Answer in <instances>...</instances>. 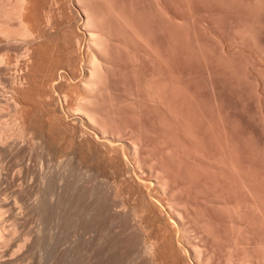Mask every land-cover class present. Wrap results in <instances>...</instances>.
<instances>
[{
  "label": "rangeland",
  "instance_id": "obj_1",
  "mask_svg": "<svg viewBox=\"0 0 264 264\" xmlns=\"http://www.w3.org/2000/svg\"><path fill=\"white\" fill-rule=\"evenodd\" d=\"M260 2L24 1L22 17L34 38L0 36V56L5 57L0 63V128L30 132L21 140L14 137L9 148L4 146L7 150L0 143L5 182L0 181V199L4 194L13 197L10 201L20 199L17 209L12 207L19 215L12 218L15 222L8 220L16 223L10 242H17H9L6 258L14 260L6 264H164L161 252L139 254L146 238L152 242L166 228L152 219L137 194L140 181H147L161 213L172 222L187 264H264ZM16 4L0 0V22ZM85 12L104 35L110 67L103 94L94 99H99L95 114L124 150L123 158L134 169L129 175L139 179L134 184L120 177L104 155L81 147L71 124L80 116L74 96L80 94L79 79L74 80L85 72L90 31ZM6 19V27L19 29L17 15ZM51 108L58 109L66 125L56 122ZM80 125L90 132L87 123ZM129 144L137 146L139 157L129 155ZM175 211L180 213L174 216ZM192 246L203 254H195Z\"/></svg>",
  "mask_w": 264,
  "mask_h": 264
},
{
  "label": "bare ground",
  "instance_id": "obj_2",
  "mask_svg": "<svg viewBox=\"0 0 264 264\" xmlns=\"http://www.w3.org/2000/svg\"><path fill=\"white\" fill-rule=\"evenodd\" d=\"M24 1H26V0H17V7L16 8H14L12 11H9V13H8V11L6 12V14H5V19L2 21V22H0V36L2 37V38H13V37H17V36H24V38L25 37H31V38H34V32L32 31V29H31V27H30V25L27 23V22H25L24 21V19H23V17H22V14H23V12H25L24 10ZM78 1V3H79V1L80 0H77ZM259 1V3H262V2H260V1H262V0H257V2ZM11 2H12V0H11ZM103 2V1H102ZM101 2V3H102ZM263 2H264V0H263ZM83 3V2H82ZM107 3V2H106ZM79 4H81V3H79ZM109 4V3H108ZM11 5V4H10ZM82 5H84V4H82ZM112 5V4H111ZM261 5V4H260ZM259 5V6H260ZM262 6V5H261ZM11 8V7H10ZM2 10V9H1ZM100 10V9H99ZM89 11H90V9H89ZM257 11V10H256ZM3 12V11H2ZM91 12V11H90ZM90 12H89V14H90ZM86 14H85V16H86V18H87V23L85 24V28L86 27H88V28H86V29H88V30H90V31H88L89 33H88V43H87V58H86V62H85V72H84V74H83V76L81 75V76H76V74H75V80L74 81H76L77 79H79V86L78 85H76V87L78 86L79 88H80V90H78V91H80V94H78V95H74V96H76V98H75V104H76V111H77V113H75V115L76 114H78V116H79V118H77V120H75L74 119V121H73V123H71L72 124V126H73V130H75V132H76V134L78 135H76L77 136V138L79 137V143L81 144V147L82 146H84L85 148H87V149H92V150H94L95 152H97V154L99 153V155L101 156V154L102 155H104V159H105V157L107 158L106 160H108V163L110 164V166L113 168H115V169H117L116 171H118L117 172V174H120V177H121V175L123 176V178L125 177L126 178V182L127 181H129V182H132L133 184L135 183V179L137 178H135L134 179V176L135 175H133V177L132 176H130L131 174H130V172L132 171V169H130L131 168V166H129L128 165V163L125 161L126 160V158H125V156H124V158H123V155H122V153H124V150L122 151L121 150V146L120 145H115L114 143H115V140H113V139H115V136H112V137H114L113 139H111L110 138V136H109V132L107 131V126H105V124H103L105 127H103V125H102V123H101V121H99V119L97 120V117H99L100 119H101V117L100 116H97L98 114L96 113V110H95V107L97 108V103H99V99H97L98 100V102H97V100L95 101L94 99H96L95 97H96V95L99 93V94H101L100 93V91L102 90V88H103V85H104V78H105V76H107L106 75V69H107V67L108 68H110L109 66H107L108 64H107V62L105 61V46L103 45V40H104V35H103V37H101V31H99V33H97L96 31H95V25L93 24V19H95V18H92V19H90V17H92V16H88V13L87 12H85ZM10 15H17V17H18V19H19V21H20V27H19V29L18 30H10L9 29V27L7 26L6 27V25H5V23L7 22H5V20H8V19H6L8 16H10ZM7 16V17H6ZM91 20V21H90ZM123 20V19H122ZM124 21V20H123ZM84 23H85V21H84ZM95 24H96V22H94ZM101 23V22H100ZM126 24V23H125ZM87 25V26H86ZM92 25V26H91ZM97 26V25H96ZM91 27L93 28V29H91ZM67 28V27H66ZM130 28V27H129ZM82 33V32H81ZM103 34V33H102ZM64 35V34H63ZM136 35V34H135ZM110 36V35H109ZM103 38V39H102ZM106 38V37H105ZM19 39V38H18ZM29 38H27V40H28ZM14 40V39H13ZM30 40V39H29ZM107 40V38L105 39V41ZM105 41H104V44H106L105 43ZM109 42V41H108ZM63 45V44H62ZM110 45V44H109ZM111 56V55H110ZM109 58V57H108ZM83 60V59H82ZM85 60V59H84ZM0 63L2 64V63H5V57H2V56H0ZM78 63H80V62H78ZM7 64V63H6ZM81 66H82V64H81ZM83 66H84V64H83ZM83 70H82V68H81V74H82V72H83ZM56 71V70H55ZM80 71V70H79ZM78 71V72H79ZM75 71H73V73H74ZM63 73V72H62ZM71 73V72H70ZM76 73H77V71H76ZM109 73V72H108ZM65 74V73H64ZM67 75V74H66ZM74 76V75H73ZM62 77H64V75H61V78ZM69 77H70V75H69ZM108 77H109V75L107 76V79H108ZM52 79V78H51ZM66 79V78H65ZM69 79V78H68ZM54 80V79H53ZM59 80V79H58ZM72 80V79H71ZM68 81V80H67ZM66 81V82H67ZM78 81V80H77ZM54 83H55V81H53ZM69 82H71L70 80H69ZM68 82V83H69ZM108 82V81H107ZM59 83V82H58ZM73 83V82H72ZM77 84V83H76ZM54 85V84H53ZM66 85H68L67 83H66ZM69 85H70V83H69ZM73 85H75V84H73ZM37 86V85H36ZM106 84H105V88H106ZM39 87V86H38ZM73 87V86H72ZM72 87H71V89H72ZM75 87V88H76ZM77 87V88H78ZM78 88V89H79ZM104 88V89H105ZM63 89V88H62ZM69 89V88H68ZM70 90V89H69ZM67 91V90H66ZM65 91V92H66ZM71 91L72 90H70V94H71ZM73 92V91H72ZM78 93V92H77ZM76 93V94H77ZM73 94H75V93H73ZM103 94V93H102ZM149 94V93H148ZM152 94H153V96H154V93H151V96H152ZM41 95V94H40ZM52 95V94H51ZM65 96L64 97H66V95L67 94H64ZM32 96V95H31ZM50 96V95H49ZM70 96H72V95H70ZM98 96V95H97ZM100 96H102V95H100ZM68 98H69V96H67ZM67 98V99H68ZM72 98V97H71ZM74 98V97H73ZM151 98H154V97H151ZM20 99V98H19ZM49 99V98H48ZM70 99V98H69ZM101 99V98H100ZM65 100V99H64ZM19 101L20 100H18V103H19ZM47 101V100H46ZM52 101H53V99H52ZM55 101V100H54ZM53 101V102H54ZM66 101V100H65ZM74 102V101H73ZM95 102H97L96 103V106H95ZM20 103H21V101H20ZM45 103V102H44ZM52 103V102H51ZM50 103V104H51ZM154 103V102H153ZM55 104V103H54ZM56 105V104H55ZM19 106V105H18ZM22 106V103H21V105H20V107ZM74 108V107H73ZM103 108V107H102ZM51 109H53V108H51ZM23 110H25V109H23ZM54 110V109H53ZM74 110H75V108H74ZM48 111H50V109L48 110ZM57 111H58V109L55 111L54 110V113L52 114V116H55V118L53 117V119H55L56 120V122L57 123H59L60 125L61 124H65V119H63V116L61 117V115L59 116L58 115V113H57ZM60 111V110H59ZM71 111H73V110H71ZM76 111H74V112H76ZM61 112V111H60ZM74 112H72V113H74ZM42 113V112H41ZM44 113V112H43ZM51 113H52V110H51ZM97 115H96V114ZM31 114V113H30ZM59 114H62V112L61 113H59ZM22 115V114H21ZM25 115V114H24ZM32 116V115H31ZM47 116V115H46ZM45 116V117H46ZM48 116H50L49 114H48ZM47 116V117H48ZM20 117V116H19ZM24 117V116H23ZM22 117V120L24 119V122L26 121V117L25 118H23ZM34 119V118H33ZM50 119V118H49ZM22 120H21V122H22ZM28 120H31L30 119V117L28 118ZM48 120V119H47ZM11 121V120H10ZM50 121V120H49ZM48 121V122H49ZM51 121H53L52 119H51ZM85 122V123H87V125L91 128V129H93V130H95L96 131V133H91V129H90V132L89 131H87V130H85L81 125H80V123L81 122ZM7 122V121H6ZM5 121H4V124L6 123ZM8 122H9V120H8ZM15 122V121H14ZM31 123V121H28V123ZM47 122V123H48ZM55 122V121H54ZM69 122V121H68ZM101 123V124H99V123ZM104 122V121H103ZM2 123V122H1ZM16 123V122H15ZM17 123H18V121H17ZM34 123V122H33ZM33 123H32V125H33ZM46 123V124H47ZM50 123H52V122H50ZM56 123V124H57ZM9 124H10V122H9ZM19 124H21V123H19ZM26 123H24L23 125H21V126H23V127H25L24 125H25ZM46 124H44V125H46ZM49 124V123H48ZM54 124V123H53ZM53 124H50V126L51 125H53ZM0 125H3V124H0ZM8 125V124H7ZM15 125V124H14ZM13 125V126H14ZM66 125V124H65ZM86 125V124H85ZM13 126H11V127H13ZM20 126V125H19ZM42 126V125H41ZM59 126V125H58ZM64 126V125H63ZM67 126H68V124H67ZM71 126V125H70ZM69 126V127H70ZM2 127V126H1ZM17 127V126H16ZM15 127V128H16ZM28 127H29V124H28ZM31 127V126H30ZM33 127V126H32ZM31 127V128H32ZM13 129V128H10L9 126H7V127H2V128H0V143L3 145V148H4V146L5 147H7V148H9V146H8V144L11 142V140H13V138L14 137H17V138H15L16 140L19 138L20 140H21V138H23L24 139V137L26 138V132H27V130H23L21 127H19V128H16V129ZM52 128V127H51ZM25 129H26V127H25ZM59 129V128H58ZM69 129V128H68ZM29 130H30V128H29ZM60 130V129H59ZM31 132H32V129L30 130ZM48 132V131H47ZM68 132H70V129H69V131ZM30 134V132H27V134ZM72 133L74 134V132L72 131ZM114 135V134H113ZM116 135V134H115ZM98 136H100V138H101V140H99V138H98ZM31 137V136H30ZM14 139V140H15ZM119 139V138H118ZM34 141V140H33ZM73 143V142H72ZM130 143V142H129ZM80 144H79V146H80ZM77 145V144H76ZM127 145V144H126ZM130 145V144H129ZM83 147V148H84ZM128 148V147H127ZM126 148V149H127ZM4 149H6V148H4ZM129 150H127L128 152H129V155L130 154H132L133 156H134V158L136 157L137 158V155H138V150L139 149H137V146L134 144H131L130 145V147L128 148ZM7 150V149H6ZM5 151V150H4ZM87 151H89V150H87ZM91 151V150H90ZM127 152V153H128ZM93 153V152H92ZM101 153V154H100ZM132 156V157H133ZM101 157H103V156H101ZM138 157H139V155H138ZM103 159V160H104ZM133 159V158H132ZM135 160V159H134ZM43 162V161H42ZM106 162V161H105ZM5 167V166H4ZM139 168V167H138ZM41 170H42V168H41ZM134 170V169H133ZM43 174V173H42ZM130 174V175H129ZM133 174V173H132ZM42 176V175H41ZM119 176V175H118ZM139 176V175H138ZM1 173H0V181H2L1 180ZM48 177V176H47ZM159 177V176H158ZM6 178V177H5ZM122 178V182H123V180L125 179H123ZM3 179V178H2ZM43 179V178H42ZM138 179V178H137ZM160 179V178H159ZM139 180V179H138ZM10 181V180H9ZM8 181V182H9ZM159 181V180H158ZM164 181V180H163ZM162 181V182H163ZM3 183H5L4 181H2ZM146 182L147 181H140L139 182V184L137 185L136 184V190H137V194H139L140 196H141V199H142V201L149 207V209H147L148 211L150 210V212H151V214H152V219H154V221H156V222H158V224H161L162 226H163V224H164V226L166 227L165 229H162L161 231H160V229H159V233H157L158 235L155 237L156 239L154 240V241H147V238H146V242L144 241V246H143V248H142V251H140L139 252V254L140 255H142V254H146V255H149V256H151V257H155L156 255H157V253L158 252H161V253H163V258L161 259V261H163V262H165L166 264H187V251L185 250V249H183L182 248V246L179 244V241H178V243L176 242L177 241V239H176V241H175V232H174V228H173V226H172V222L170 223L166 218L167 217H165L162 213H161V210H160V207L158 206L159 204H158V202H157V200L154 198V196L152 195V192H149V190H147V187H148V185L146 184ZM165 182V181H164ZM163 182V183H164ZM168 182V181H167ZM32 184V183H31ZM162 184V183H161ZM161 184H159V186L161 185ZM10 185V184H9ZM8 185V186H9ZM165 185V184H164ZM163 185V186H164ZM7 186V185H6ZM5 187V186H4ZM168 187V186H167ZM160 188H162V190L166 193L167 192V190L165 191V188H163V187H160ZM3 190H4V188H2ZM160 190V189H159ZM0 191H2V190H0ZM7 191V190H6ZM161 192V191H160ZM164 193V194H165ZM9 194V193H8ZM18 194V193H17ZM16 194V195H17ZM5 195H7V194H4L1 198L2 199H0V264H6V263H10L12 260H14V259H10V258H6V254H7V251H10V250H8L10 247H9V242H10V240L12 239V237H13V235L14 234H16L15 232H16V223H9L8 222V220H9V217H10V219L12 220L11 222H15V221H13V219L12 218H14L15 219V217L16 216H18L19 215V213H18V215H15L14 214V210L12 211V207H16V209H17V206L16 205H14V204H18V202L17 201H19L20 199H18V197H19V195H17V201L15 200L16 199V197H15V199H12V200H14L13 202H12V200L10 201L9 199H11V198H13V197H10L9 199H7V198H5V197H7V196H5ZM16 195H14V196H16ZM138 195V196H139ZM5 196V197H4ZM13 196V195H12ZM5 198V199H4ZM1 200H2V202H1ZM44 200V199H43ZM38 201V200H37ZM40 202V200L38 201V203ZM43 202V201H42ZM142 202V203H143ZM38 203H36V205L38 206V207H40V206H42V205H38ZM44 203V202H43ZM22 204V203H21ZM14 205V206H13ZM19 205V204H18ZM34 207H36L35 206V204H34ZM33 207V208H34ZM43 207V206H42ZM42 207H40V209L42 208ZM45 207V206H44ZM43 207V208H44ZM5 208H8V209H5ZM23 208V207H22ZM22 208H21V210H22ZM32 208V209H33ZM46 208H48V207H46ZM38 209V208H37ZM20 210V209H19ZM36 210V209H35ZM43 210V209H42ZM24 211V210H23ZM41 211V210H40ZM8 212H9V214H10V212H11V214L9 215L8 214ZM16 212V211H15ZM20 212V211H19ZM175 212H177V213H175ZM174 213H173V215L174 214H177L178 215V213H180L179 211H175ZM16 213V214H17ZM40 213V212H39ZM43 213H44V211H43ZM138 213V212H137ZM136 213V214H137ZM7 214L9 215L8 217H7ZM25 214H26V212H25ZM23 215H24V213H23ZM46 215V214H45ZM15 216V217H14ZM175 216V215H174ZM181 216V215H180ZM21 217V216H20ZM19 217V218H20ZM172 217V216H171ZM184 217V216H183ZM18 218V217H17ZM24 218V217H23ZM169 218V217H168ZM174 218V217H173ZM172 218V219H173ZM177 218H179V216L177 217ZM181 218H182V216H181ZM169 219H171V218H169ZM175 219V218H174ZM182 219H184V218H182ZM182 219H180L179 218V220H181L182 221ZM177 220V219H176ZM178 220V221H179ZM171 221V220H170ZM184 221V220H183ZM180 222V221H179ZM9 223V224H8ZM182 223V222H181ZM157 224V223H156ZM179 225H180V223H178ZM174 225V224H173ZM176 225V224H175ZM182 225H184V224H182ZM181 225V227L182 228H184L183 226ZM186 225V224H185ZM175 227V226H174ZM180 227V226H179ZM164 228V227H163ZM181 228V229H182ZM185 228H187V227H185ZM144 229V228H143ZM176 229V228H175ZM41 230V229H40ZM184 230V229H183ZM183 230H182V233H183ZM187 229H185V231H186ZM38 231V230H37ZM146 232V230H143V232ZM177 231V230H176ZM179 231V230H178ZM177 231V232H178ZM184 231V232H185ZM40 232V231H39ZM188 232V231H187ZM187 232H185L184 233V235L185 236H187ZM21 233V232H20ZM32 233V232H31ZM41 233V232H40ZM40 233H38V235L40 234ZM147 234H149L148 232H146ZM146 233H144V234H146ZM189 233V232H188ZM29 234V233H28ZM27 234V235H28ZM43 234V233H42ZM156 234V233H155ZM24 235V234H23ZM30 235V234H29ZM29 235H28V237H29ZM176 235H177V233H176ZM17 236V235H16ZM18 236H19V233H18ZM22 236V235H21ZM41 236V234L39 235V237ZM185 236H183V234L181 235V237L183 238V240L182 241H184L185 240ZM42 237V236H41ZM145 237H148V240H149V236L148 235H146V236H144V240H145ZM180 237V238H181ZM22 237H20V239H21ZM27 238V237H26ZM33 238V237H32ZM178 238H179V236H178ZM189 238V237H188ZM14 239H15V237H14ZM23 239H25V237L23 238ZM19 240V239H18ZM31 240V239H30ZM42 240V239H41ZM152 240H153V238H152ZM181 240V239H180ZM11 242H17V241H11ZM10 242V243H11ZM30 242V241H29ZM28 242V243H29ZM42 243V242H41ZM181 243V242H180ZM19 244V243H18ZM10 246H12V245H10ZM21 246V245H20ZM31 246V245H30ZM29 246V247H30ZM33 246V245H32ZM186 247V246H185ZM193 247V249L196 247V249L194 250L195 251V254L197 253V254H200V252H201V249L199 248L200 246H198V248L200 249V251H199V249H197V246H192ZM26 248V247H25ZM193 249H192V251H193ZM203 250V249H202ZM18 251V250H17ZM16 251V252H17ZM186 251V252H185ZM189 251V250H188ZM21 253V252H20ZM14 254V253H13ZM12 254V255H13ZM33 254V253H32ZM201 254H203L202 252H201ZM200 254V255H201ZM17 255H20V254H17ZM28 256H29V254H27ZM26 255V256H27ZM191 255V254H190ZM14 256V255H13ZM12 256V257H13ZM197 257V256H196ZM202 257V256H201ZM14 258V257H13ZM22 259V258H21ZM25 260H27V258L25 259ZM17 261V260H16ZM196 261H197V259H196ZM198 262H200V260H199V258H198ZM14 263V262H13ZM20 263V262H19ZM18 263V264H19ZM164 263V264H165ZM201 264L203 263V262H200ZM199 263V264H200ZM15 264H16V262H15ZM24 264V263H23Z\"/></svg>",
  "mask_w": 264,
  "mask_h": 264
}]
</instances>
